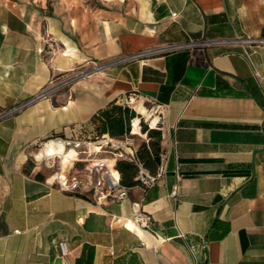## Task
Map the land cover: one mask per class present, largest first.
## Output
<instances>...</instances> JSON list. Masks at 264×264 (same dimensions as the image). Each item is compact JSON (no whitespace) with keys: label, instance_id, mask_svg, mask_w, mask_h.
<instances>
[{"label":"crops","instance_id":"0c3cea01","mask_svg":"<svg viewBox=\"0 0 264 264\" xmlns=\"http://www.w3.org/2000/svg\"><path fill=\"white\" fill-rule=\"evenodd\" d=\"M261 37L264 0H0V113L54 77L94 71L0 119V264H264V45L117 62L157 46ZM113 101L162 131L164 175L122 202L59 191L33 145L92 130ZM142 124L124 138L136 150ZM89 165L72 172L87 179ZM135 211L152 215L149 228L135 227Z\"/></svg>","mask_w":264,"mask_h":264},{"label":"built area","instance_id":"2783aa9c","mask_svg":"<svg viewBox=\"0 0 264 264\" xmlns=\"http://www.w3.org/2000/svg\"><path fill=\"white\" fill-rule=\"evenodd\" d=\"M177 14L173 13V17ZM229 43L264 45V37L257 39H238L190 42L179 45H163L145 49L133 55L119 59L117 62H130L135 60H148L156 56H163L172 52L201 48L209 45H220ZM250 57V54L247 53ZM94 71H83L70 76H60L51 79L49 85L38 95L29 101L7 111L0 113V119L13 115L22 109L55 95L57 92L69 87L74 82L89 77ZM132 141L112 138L103 135L93 139L91 135L85 136L83 133L66 137L62 135H52L33 145L34 152L32 160L38 168L50 170L49 179H52L55 187L61 192H72L80 194H90L100 203L122 202L129 198V188L121 182L120 173L115 164L119 159L137 162V150ZM53 148L50 152L48 148ZM103 152H109L112 157H100ZM77 162H88L89 176L82 179L80 175L73 174L72 170ZM166 171L164 157L156 174L150 173L142 165H139L137 179L139 186L143 189L153 187ZM173 196L178 197V188L174 189ZM153 222V217L143 211H135L133 223L137 228H149ZM62 256L70 254L69 245L66 241L57 244ZM192 253L194 250L191 249Z\"/></svg>","mask_w":264,"mask_h":264},{"label":"trees","instance_id":"16d2710c","mask_svg":"<svg viewBox=\"0 0 264 264\" xmlns=\"http://www.w3.org/2000/svg\"><path fill=\"white\" fill-rule=\"evenodd\" d=\"M139 117L140 115L129 105L113 101L99 110L91 119L92 138L109 135L112 138L124 139L131 135L132 123ZM142 131L148 134L149 141L143 142L137 150V162L119 159L115 164L120 173L121 182L127 188L139 185L137 179L139 165H142L150 173L156 174L162 162V131L150 129L144 123Z\"/></svg>","mask_w":264,"mask_h":264},{"label":"rangeland","instance_id":"374dc122","mask_svg":"<svg viewBox=\"0 0 264 264\" xmlns=\"http://www.w3.org/2000/svg\"><path fill=\"white\" fill-rule=\"evenodd\" d=\"M128 105V104H127ZM131 108H133L134 110H135V108H134V105H129ZM136 111V110H135ZM138 113V112H137ZM140 115V114H139ZM148 116L147 115H145V116H142V115H140V120L141 121H143V123H144V125H149V122H148ZM134 126H135V129L137 128V126H138V128H139V119H137L136 121H134ZM142 126V125H141ZM149 128H150V126H148ZM132 129H133V123H132ZM134 129V130H135ZM83 134L85 135V136H89V135H91V136H93V130H88V129H85V131L83 130ZM142 137L140 136L138 139H137V143L139 144V147L141 146V144L143 143L142 142ZM149 141V138L147 137V139L144 141V142H148Z\"/></svg>","mask_w":264,"mask_h":264},{"label":"bare ground","instance_id":"6f19581e","mask_svg":"<svg viewBox=\"0 0 264 264\" xmlns=\"http://www.w3.org/2000/svg\"><path fill=\"white\" fill-rule=\"evenodd\" d=\"M144 112V111H143ZM51 150H53V148L51 149L50 147L47 149L48 152H50Z\"/></svg>","mask_w":264,"mask_h":264}]
</instances>
